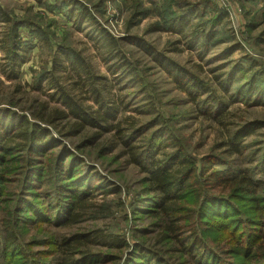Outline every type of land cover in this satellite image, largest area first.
Segmentation results:
<instances>
[{"label": "rangeland", "instance_id": "obj_1", "mask_svg": "<svg viewBox=\"0 0 264 264\" xmlns=\"http://www.w3.org/2000/svg\"><path fill=\"white\" fill-rule=\"evenodd\" d=\"M64 2L76 4L77 9L85 6L93 20L82 23L69 21L66 17L69 7L63 6ZM182 6H195L197 11L188 13L183 11ZM0 8L12 22L22 24L19 25L18 34L23 40L29 37L36 39L23 53L24 63L19 69L18 80H7L0 72V108L12 107L18 116L29 117L32 113H38L40 105L44 102L50 108L60 107L58 103L48 101L47 96L52 91H49L45 84H42L40 92L34 91L32 86L39 74L52 69L53 56L56 52L72 53L89 65L91 72L105 78L111 97H119L122 100V107L126 110L120 109L116 120L130 116L126 119L125 128L138 124L133 132L127 133L125 142L140 146L139 152L144 153L142 148L149 147L151 140L159 136L156 132L160 129L150 127L155 120L156 125L165 126L167 129L162 138L164 148L156 152V158L163 162L165 155L167 159L176 153L177 144L184 146V151L194 160L196 166L190 182L195 180L197 187L207 194L208 199L224 201L223 198L229 195V191L222 193L221 188L210 187L208 182L213 178L203 173L210 174L211 171H206L207 168L201 161L213 153L222 152L224 148L221 144L228 135L239 131L246 123L253 121L264 123V105H258V101L254 99L249 104L239 100L229 105L228 99L218 91L216 81L213 79L221 72L228 73L240 65L243 69H252L244 77L236 78V85L248 81L251 74H254L255 86L257 84L258 88H264V0H0ZM183 12L187 13L182 15ZM189 14H193V19L197 22L200 21L199 16H202L201 21L218 19L215 29L211 30L212 36L208 41L210 49L204 61L198 58L197 51L186 49L185 40L180 35L168 31H154L152 27L156 23L163 24L166 18L172 21ZM5 30V26L0 23V68L5 65L3 60L4 49H7V41H3ZM96 30H104L118 41V50L124 53V59L128 61L127 73L114 72L112 64L115 59L106 61L109 56L103 51L98 35L100 33ZM208 30L210 29H206ZM176 41L180 43L176 45ZM139 42L145 44L150 49L149 52L154 49L172 59L185 71L193 73L198 80L212 79L210 86L220 99L217 101L229 106L225 116L216 120L200 116L194 105H189L186 95L175 88L172 79L153 61L150 53L139 46ZM232 46H238L239 49L231 53L227 59H223L222 53ZM220 66L223 68L216 70ZM55 76L61 78L59 85H65V78H71L70 75L61 73H56ZM69 82L72 84V80ZM236 85L233 84L229 88V93L236 89ZM80 87L83 96L89 98L88 105L95 108L90 94L86 93V82L85 84L81 82ZM64 126L60 121H55L50 127L42 125L43 132L49 131L55 139L56 147L51 151H44L38 155L30 153L26 147H17L15 143L4 153H0V222L17 219L15 212L18 207L22 211L17 214L25 216L23 221L26 217L32 216L34 210L45 211L47 215H51L49 209H53L55 200L61 205L64 200L74 196L72 192H60V188L65 189V186H69L70 179L62 178L58 181L50 171L46 174L41 172L48 162L53 164L54 157L60 158V161L64 159L63 166H67L69 157L62 153L63 149L59 148L61 145H64L77 160L71 175L77 178V175L92 176V178L88 176L89 183L94 186V190H90L92 198L89 202L100 205L101 209L99 213L88 210L79 214L76 222L68 226L44 223L25 229L27 231L21 233L23 235L21 242L27 244L22 250L25 252L22 253L23 256L31 257L36 253H42L44 258L50 259L55 256V242L61 238L100 229L124 239L129 246L120 250L107 249L99 245L90 247L94 252L109 255L108 259H103L104 263L93 264H158L157 262L200 264L191 254L181 252L177 244L163 239L157 227L154 228L158 221L135 212L137 210L135 203L145 193L143 184L148 178L143 169L130 161L136 150L130 154L127 148H116L108 136L82 147L80 137L67 138L59 133V129H63ZM86 132L88 134L89 130ZM172 136H175L178 142H173ZM158 140L159 138H155V141ZM242 145L245 149L239 156L228 159V154L225 153L224 159L228 164L238 163V160L248 157L252 151L264 145V128L247 135ZM112 147H115V150L112 151ZM147 150L149 149L144 151ZM239 166L232 165L230 168L234 171L241 168ZM215 168L219 170L221 167ZM26 181L31 184L29 187L25 186ZM204 182L207 183L203 184ZM70 186L73 187V192L76 191L75 188L81 189L79 183L75 181ZM27 191L33 193L28 195ZM257 195L264 198V186ZM198 203L196 199L192 208ZM238 205L241 212L253 220L250 226L248 221L246 226L239 225V222L234 225V221L217 224L219 218L209 215L208 224L199 223L197 227L199 238L219 249L228 246L233 249L238 242L228 235L231 227L234 226L233 232L236 236L246 237L250 241L252 240L250 233L253 235L263 233L264 223L258 219V214L253 213L256 208L249 209L248 202ZM139 208L143 210L145 207ZM190 217L195 219L196 215L192 214ZM190 224L194 222L188 223L183 229L185 238L189 235ZM36 240L38 242L44 240L48 245L38 246L39 243L35 244ZM132 245H140L143 253L149 252L150 256L146 258L140 250L135 248L132 250L130 248ZM262 252L263 249H260L249 258L240 256L230 258L241 264H262L264 261L261 258ZM221 254L224 262L230 261L227 255Z\"/></svg>", "mask_w": 264, "mask_h": 264}, {"label": "trees", "instance_id": "obj_2", "mask_svg": "<svg viewBox=\"0 0 264 264\" xmlns=\"http://www.w3.org/2000/svg\"><path fill=\"white\" fill-rule=\"evenodd\" d=\"M62 5L69 7L66 13L69 21L82 23L93 20L85 6H80L79 10L76 8V4L72 5V2H64ZM182 9H184L183 11H188V13L197 11L195 6H182ZM185 13L187 12H183L182 15H185ZM201 18L202 16L198 17L200 19L199 22L193 19V14L180 16L172 21L166 18L163 20V24L156 23L152 27L154 31H168L180 35L185 40L186 49L197 51L198 58L204 61L210 49L208 41L212 36L213 31L211 30L215 29L218 19L201 21ZM0 23L6 28L3 33V41H7V49H4L5 56L3 58L5 65L0 68V72L7 80H18L20 77L19 69L24 63L23 53L32 46V42L36 39L29 37L23 40L18 34V28L22 24L12 22L1 8ZM93 24L95 25V22ZM207 25L208 28H206ZM206 29L210 30L206 31ZM96 31L100 33L98 35L101 38L100 43L103 51L109 56L106 58V61H109L111 58L115 59L114 64H112L114 72L121 71L123 74L127 73L128 61L124 59V53L119 52L117 47L118 41L104 30ZM94 38L96 39L95 36ZM179 43L180 41H176L175 44ZM138 44L150 53L153 61L172 79L175 88L186 95V98L189 99V105L193 104L194 108L201 114L200 116L212 120L225 116L229 106L227 107L226 104L223 105L217 101L219 98L216 97L215 91L210 86L212 79H208L207 81L198 80L193 76V73L185 71L172 59L160 52H156L154 49L152 52H149L150 49L145 44H140V42ZM238 49V46H232L228 50H225L222 53L223 59H227L231 53ZM198 67L201 69L200 66ZM221 68L223 67L220 66L216 70ZM251 69H243L238 65L230 72H221V74L214 77L213 81H216L218 91L228 99L229 105H233L239 100H243L246 104H249L253 99L254 101H258V105H264V88H258L257 84L255 86L256 80L254 74H251L248 81L236 85V78L244 77L250 73ZM56 73L70 75L71 78H65V85H59L61 78L56 77ZM71 80L72 84L69 82ZM81 82L84 84L86 82V93L90 94V99H92L91 101L95 105V108L88 105L89 98L83 96L84 93H82L83 90L80 87ZM42 84H45L47 89L52 91L47 96L48 101L58 103L60 107L50 108L44 102V104L40 105L39 112L32 113L29 117L18 116L13 112L12 109L14 108L12 107L0 108V153H4L15 143H17V147H26L30 153H37L38 155L44 151L53 150L56 147L54 137L47 130L43 132L41 127L42 125L50 127L55 121H60L65 125L63 129H59L61 135L67 138L80 137L82 147L96 143L108 136V139L116 148H127L126 150L130 151V154H132L131 151L136 150L130 161L132 164L143 169L148 178L143 184L145 193L135 203L137 207L135 212L153 217L154 221H158L154 224V228L157 227L163 239H167L175 245L177 244L181 248V252L188 255L191 254L195 258L194 260L200 264H208L209 261L210 264H241L230 257L235 258L236 256H240L242 258H249L260 249H263L261 258L264 260V247L262 248L264 232L257 233L256 235L250 233L249 235L252 239L250 241L246 237L240 238L236 236L233 232L234 226L231 227L228 235L238 242L233 249L229 248L230 246L220 249L217 246H211L202 238H199V233L197 232L199 223L208 224L209 215L219 218L216 222L217 224L234 221V225L239 222V225L244 224L246 226L248 221V226H250L253 220L245 216L238 205L243 202L249 203V209L252 207L256 208L253 213L258 214V219H261L264 223V198L257 195L264 186V145L252 151L248 157L238 160V163L228 164L224 159L225 153L228 154V159L239 156L241 151L245 149V146L242 145L244 138L252 132L264 128V123L258 121L246 123L245 126L239 128V131L232 132L229 134L230 136L228 135L227 139L221 144V147L224 148L222 152L218 154L213 153L201 161L202 165L207 168L206 171H211L209 172L210 174L203 173L207 177L212 176L213 179H210L208 182L210 187L212 186V189L221 188L222 193L227 190L229 191V195L223 198L224 201H214L208 199L207 194H204L197 187L198 185H196L195 180L194 182H190L196 166L194 160L190 159L189 155L184 151V146L177 144V147H175L176 153L167 159H165V155L163 162L156 158V152L164 148L162 138L167 133L165 126L160 127L155 124V120L152 121L150 127L160 129V131L156 132L159 136L155 137L159 138V140L155 141V138H153L149 147L147 146L148 148H142L144 153L139 152L140 146H134L131 143L125 142L124 139L127 138V133L133 132L138 124L125 128L126 119L130 116L116 120L118 111L120 109L126 110L122 107V100L119 97L113 98L110 96L105 78L91 72L89 65L84 63L82 59L80 60L69 52H56L53 56L52 69L49 72L43 71L35 78L32 86L34 91H42ZM233 84L236 85V89L232 93H229V88ZM88 130L87 134L86 131ZM172 141L178 142L175 136H172ZM115 147H112L111 150H115ZM59 148L63 149L62 153H66V157H69L67 166H63L64 159L60 161V158L55 159L56 157H54L53 164L48 162L49 164L46 168L43 166L41 172L46 174L50 171L58 181L62 178L70 179L69 186H65V189L60 188V192H72L71 194L74 196L64 200L61 205L55 200V205H52L53 209H49L51 215H47V212L43 210V212H36L34 210V214L26 217V220L23 221L22 219L25 216L17 214V212L22 211L18 207L15 212L17 219L0 222V264L104 263L105 260L103 259H108L109 255L102 252H94L90 247L99 245L107 249L120 250L129 246L124 239L118 238L107 231L96 229L87 233H77L61 238L55 242V256L50 259L44 258L42 253H36L31 257L23 256L22 253L25 252L22 250H24L27 244L21 242L23 236L21 233L27 231L25 229H31L44 223L46 225L68 226L76 222L79 214L85 213L88 210L99 213L101 209L100 205L90 204L89 202L90 198H92V191L90 190H94V186L91 182L89 183L88 178H92V176L89 174L86 175L87 177L77 175V178L71 175L73 167L77 164V160H75L73 154L64 145H61ZM145 149L149 150L145 152ZM139 156L140 159H138ZM232 165H241L239 166L241 168L233 171L230 168ZM215 166L221 168L216 170L218 168H215ZM235 171L237 174H233ZM74 181L79 183V187H81V189L75 188V192H73V187L70 186ZM206 183L204 182L203 184ZM28 185L31 184L26 181L25 186L29 187ZM27 193L31 195L33 192L27 191ZM145 199H151V201ZM196 199H198L199 203L195 208H192ZM140 206H144L145 208L139 210L141 209L139 208ZM189 214L196 215V218L190 217ZM190 222H194V224H190L189 235L185 238L183 237V229ZM248 229L251 231L250 228ZM208 230L211 231L209 228ZM211 232L216 234L213 231ZM36 241L35 244H40L38 246L48 245L44 240L41 242ZM130 248L132 250L134 248L140 250L141 253L144 251L140 245H132ZM221 253L227 255L230 261L224 262ZM143 254L146 258L150 256L149 252ZM157 263L160 264V262ZM262 264H264V261Z\"/></svg>", "mask_w": 264, "mask_h": 264}]
</instances>
